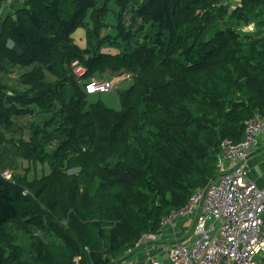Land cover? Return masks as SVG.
<instances>
[{
    "label": "trees",
    "instance_id": "trees-1",
    "mask_svg": "<svg viewBox=\"0 0 264 264\" xmlns=\"http://www.w3.org/2000/svg\"><path fill=\"white\" fill-rule=\"evenodd\" d=\"M111 1L118 34L103 37ZM25 3L0 20V264L120 263L216 177L221 143L264 115V0ZM17 68H30L24 89L10 85ZM124 73L120 110L90 100L92 79ZM25 117L42 119L28 139ZM16 158L30 167L6 180Z\"/></svg>",
    "mask_w": 264,
    "mask_h": 264
},
{
    "label": "built area",
    "instance_id": "built-area-1",
    "mask_svg": "<svg viewBox=\"0 0 264 264\" xmlns=\"http://www.w3.org/2000/svg\"><path fill=\"white\" fill-rule=\"evenodd\" d=\"M245 30L255 31V25ZM71 73L81 78L86 68L75 61ZM114 89L109 79H92L86 85L89 95ZM263 131L264 115L255 114L245 122L240 143H221L216 177L206 188L197 190L183 207L163 217L162 227L180 218L194 217L190 238L165 247L171 264H258L264 258V188L250 179L248 169L249 157L258 148ZM2 176L12 180L8 172ZM156 240L155 233H147L137 245ZM76 264H80L79 259ZM117 264L132 263L125 259Z\"/></svg>",
    "mask_w": 264,
    "mask_h": 264
},
{
    "label": "crops",
    "instance_id": "crops-1",
    "mask_svg": "<svg viewBox=\"0 0 264 264\" xmlns=\"http://www.w3.org/2000/svg\"><path fill=\"white\" fill-rule=\"evenodd\" d=\"M238 0H234L233 5ZM24 5V0H7L0 8V20L6 16H14ZM259 146L248 160L250 179L261 189L264 188V131L259 136ZM194 225V217L180 218L169 226H160L156 232L157 240L142 245H137L130 250L127 259L132 264H171L167 258L165 247L189 239ZM151 258V261L148 260Z\"/></svg>",
    "mask_w": 264,
    "mask_h": 264
},
{
    "label": "rangeland",
    "instance_id": "rangeland-1",
    "mask_svg": "<svg viewBox=\"0 0 264 264\" xmlns=\"http://www.w3.org/2000/svg\"><path fill=\"white\" fill-rule=\"evenodd\" d=\"M26 0H24V5L21 6V9H24L26 7ZM19 9V10H21ZM110 9L112 12L109 13V16L107 18V24H109V26L104 27L103 31H102V36H111V37H116V35L118 34L117 28H116V21H115V12H116V6L114 4V1H111L110 4ZM18 10V11H19ZM1 12V11H0ZM16 14V13H15ZM8 17V16H6ZM4 17V19L6 18ZM2 16H1V21H2ZM85 29L84 28H79L76 31H74L72 33V38L75 41V44L80 48V49H86L87 48V38H86V33H85ZM103 52L104 53H110V54H117L120 52V48L118 47H114L111 46L110 42L106 43V46L103 47ZM30 70V68H17L15 69L14 73L11 75V84L12 86L18 87L19 89H24L23 86L20 84L19 82V77L24 74L25 72H28ZM54 76V75H53ZM106 78H108L112 83L113 86L115 87L114 90H112L111 92H107V93H97L95 96H91L90 100L95 102L98 100H101L107 107L113 109V110H120L121 109V102H120V96L119 93L123 90L128 89L131 84H132V79L128 78V75L126 73L121 74V75H114V76H109L106 75ZM46 80L48 82H51L53 80L52 75L46 73ZM65 93L67 96V99L70 98L72 92L69 88H65ZM42 119L41 118H36V117H25V118H20L17 120L18 123V129L17 131H22L23 136L28 139L30 136V129L29 126L32 123H40ZM22 128V130H19V128ZM11 161V158H9V161ZM15 161V159H14ZM16 166L17 168L14 170H9L8 171V176L13 175L14 173L16 174H24L25 173V169H27L28 167H30L29 163L26 161H23L20 158H16ZM48 172V169L46 170V173ZM41 174V171H39V175ZM33 176L30 175L29 179H32ZM258 264H264V258H262Z\"/></svg>",
    "mask_w": 264,
    "mask_h": 264
},
{
    "label": "clouds",
    "instance_id": "clouds-1",
    "mask_svg": "<svg viewBox=\"0 0 264 264\" xmlns=\"http://www.w3.org/2000/svg\"><path fill=\"white\" fill-rule=\"evenodd\" d=\"M9 44L11 45V42H9Z\"/></svg>",
    "mask_w": 264,
    "mask_h": 264
}]
</instances>
